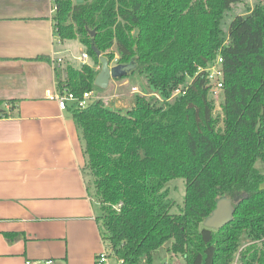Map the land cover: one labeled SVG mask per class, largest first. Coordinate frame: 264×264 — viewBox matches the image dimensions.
I'll return each mask as SVG.
<instances>
[{
	"label": "trees",
	"instance_id": "16d2710c",
	"mask_svg": "<svg viewBox=\"0 0 264 264\" xmlns=\"http://www.w3.org/2000/svg\"><path fill=\"white\" fill-rule=\"evenodd\" d=\"M241 0H55L57 41L79 39L102 66L134 63L147 80L127 110L104 100L68 103L100 202L99 232L121 264H151L167 241L184 264H264V1L222 20ZM95 34L92 35V31ZM116 46V51L114 47ZM224 58L223 119L214 115L207 78L197 74ZM58 91L83 99L101 69L54 60ZM123 76L121 78H124ZM187 180L185 206L171 213L165 186ZM243 198L220 229L204 220L222 196Z\"/></svg>",
	"mask_w": 264,
	"mask_h": 264
},
{
	"label": "crops",
	"instance_id": "0c3cea01",
	"mask_svg": "<svg viewBox=\"0 0 264 264\" xmlns=\"http://www.w3.org/2000/svg\"><path fill=\"white\" fill-rule=\"evenodd\" d=\"M51 7L0 0V264H95L107 248L76 121L50 97L55 59L101 66L65 59Z\"/></svg>",
	"mask_w": 264,
	"mask_h": 264
},
{
	"label": "rangeland",
	"instance_id": "374dc122",
	"mask_svg": "<svg viewBox=\"0 0 264 264\" xmlns=\"http://www.w3.org/2000/svg\"><path fill=\"white\" fill-rule=\"evenodd\" d=\"M256 0H241L232 6L231 10L225 14L222 24L226 31L229 30L231 20L238 14H247L250 12V9L253 7V4ZM264 1V0H261ZM63 50L67 51L63 55L65 59H71L73 63L81 64L77 58L73 56L83 55V51L87 50V46L83 45L79 39H67V42L62 45ZM116 46L114 50L116 51ZM74 59H73V58ZM91 58L87 57V61H90ZM112 65H115V62H112ZM118 64V63H117ZM101 69V67H100ZM138 86L141 90H145L147 86V80L143 74L138 71H131L126 77L120 79H113L108 88H101L95 86L94 91L97 94H101L104 97H109V99H104L105 104L110 106L112 109L127 110L133 106L136 94L131 93L132 88ZM223 117H220V120ZM258 166L264 168L262 160L259 161ZM92 187V186H91ZM169 189V197L174 200V205L171 208V213H179L183 211L185 206V193L187 187V180L182 177H177L172 179L165 186ZM94 186L92 191L94 192ZM100 208V207H99ZM101 213V209H99ZM173 240L167 241L163 246L160 247L159 251L154 255L153 262L151 264H184L185 258L182 254H174L169 251V246L172 244ZM111 264H120L119 260L111 256Z\"/></svg>",
	"mask_w": 264,
	"mask_h": 264
},
{
	"label": "built area",
	"instance_id": "2783aa9c",
	"mask_svg": "<svg viewBox=\"0 0 264 264\" xmlns=\"http://www.w3.org/2000/svg\"><path fill=\"white\" fill-rule=\"evenodd\" d=\"M52 1V7L51 11L55 14L57 6L55 4V0ZM88 57V53L85 52L82 55V60L85 61V59ZM119 58V55L116 54L115 59L112 62H115L116 64L117 59ZM60 60V59H59ZM113 64V63H112ZM197 74H204L207 78V86H208V93L210 99L214 102V115L216 117H223L224 116V110L222 108L223 100H224V79H225V69H224V58L221 54H218V56L215 58L214 61H212L209 65L202 67L200 66L198 68ZM131 93L133 94H143L150 97L155 98V100L158 103L165 102V101H172V99L178 97L179 95L184 93V89L181 87L176 88L171 97L165 100V98L160 94L158 91L154 92H147L145 90H141L138 86H134L132 88ZM51 98H55L58 100L59 107L61 109H67L69 101L71 102H77L79 106L85 107L90 101L92 100H103L109 99V97H104L101 94L95 93L94 90L87 91L84 94L83 99H79L76 97L73 93H65L61 94L59 91L53 92L52 95H50ZM223 119V118H222ZM111 250L107 248L104 249L101 253L98 254L96 257L95 264H111ZM27 263H30L27 261ZM53 261L51 259H40L37 264H52ZM121 263V262H120Z\"/></svg>",
	"mask_w": 264,
	"mask_h": 264
},
{
	"label": "water",
	"instance_id": "95a60500",
	"mask_svg": "<svg viewBox=\"0 0 264 264\" xmlns=\"http://www.w3.org/2000/svg\"><path fill=\"white\" fill-rule=\"evenodd\" d=\"M78 3H82L83 0H77ZM95 34V30L92 31V35ZM92 48L100 58L102 63L101 70L96 76L95 84L101 88H108L113 79H120V77L126 76L129 72L133 71L136 66L134 63H121L112 65V62L104 56L100 49L92 43ZM90 168L85 170V173H89ZM243 198L233 200L231 197L222 196L217 200L216 207L212 210L211 214L204 220L203 225L207 228L220 229L233 220L235 214V206L239 204Z\"/></svg>",
	"mask_w": 264,
	"mask_h": 264
}]
</instances>
